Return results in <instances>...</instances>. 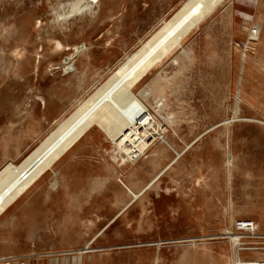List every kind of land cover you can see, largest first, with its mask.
Instances as JSON below:
<instances>
[{
  "label": "crops",
  "instance_id": "obj_1",
  "mask_svg": "<svg viewBox=\"0 0 264 264\" xmlns=\"http://www.w3.org/2000/svg\"><path fill=\"white\" fill-rule=\"evenodd\" d=\"M223 2L218 16L214 10L193 31L195 53L185 47L190 55L179 53L151 82L162 90L152 96L173 116L163 140L134 163H119L105 131L88 127L51 165V176L46 170L0 213V256L20 250L0 264H82L90 257H60L57 239L44 243L45 208L53 237L89 234L84 242L97 248L89 253L110 248L95 245L109 232L165 240L151 246L147 264H231L226 240L182 239L218 234L237 218L253 220L264 238V0ZM245 42L253 48L244 50ZM35 98L0 97V169L21 160L61 116ZM146 218L148 229L135 226ZM71 241L62 247H75Z\"/></svg>",
  "mask_w": 264,
  "mask_h": 264
},
{
  "label": "rangeland",
  "instance_id": "obj_2",
  "mask_svg": "<svg viewBox=\"0 0 264 264\" xmlns=\"http://www.w3.org/2000/svg\"><path fill=\"white\" fill-rule=\"evenodd\" d=\"M71 1L0 0L1 98L27 97L31 103H34L35 96H42L45 99L46 111L55 114L56 109H60L61 118L72 110L89 90L102 81L126 55L133 52L158 28L161 21L167 18L183 0H97L91 11L72 13L68 9ZM216 8L214 16L219 15L218 10L221 7ZM189 35L182 48H192L195 53L199 48L195 38L196 31ZM248 39L252 43L254 38ZM56 42L60 43L58 50L55 48ZM243 46L247 51L253 48L250 44L246 46V42ZM76 48L77 50L74 51ZM174 51L156 63L133 88L138 95H146L148 91L150 92L146 95L145 102L150 113L159 117L165 129L169 127L173 116L171 113H165L163 108L157 110L155 103L158 97H153L150 89L151 82L156 76L160 79L164 77L163 67L165 65L169 67L172 64L170 60L179 56V52ZM67 57L71 68L69 71H64L63 61ZM199 58L206 60L204 57ZM153 84L156 85V90L158 83L153 82ZM155 142L147 147L143 156ZM118 162L128 163L119 159ZM51 167L44 173L45 176H51ZM131 220L135 219L130 218L125 224ZM242 220L253 221L237 218L218 234L182 240L224 239L231 248V264L264 260L263 235L257 231L255 235L249 232L246 234L238 225ZM52 221L50 211L45 208L44 243L52 244L57 242L55 240L57 239L59 250L63 251L59 254L60 257L70 258L78 254H85L82 256L91 254L90 257L82 260V264H147L155 253L151 246L165 243V240H151L149 232H109L103 234L95 245L110 248L98 253H89L97 249L94 244L88 243L89 240L87 244L84 242L89 234L60 233L59 238L53 237L54 234L50 231ZM149 223L148 218L143 219L140 224L136 220L135 226L148 229ZM13 231L14 235H20L18 224ZM67 239L72 240L75 247L63 248L62 246L67 245ZM4 247L0 245V251L4 250ZM47 250L45 245V252ZM11 251L15 254L20 250L12 246ZM160 252L162 253L163 250ZM243 252H260L263 256L245 257L242 256ZM14 254L1 255L0 259L10 260L15 256Z\"/></svg>",
  "mask_w": 264,
  "mask_h": 264
},
{
  "label": "bare ground",
  "instance_id": "obj_3",
  "mask_svg": "<svg viewBox=\"0 0 264 264\" xmlns=\"http://www.w3.org/2000/svg\"><path fill=\"white\" fill-rule=\"evenodd\" d=\"M223 1L225 0H183L161 21L158 28L89 90L72 110L55 121L43 138L18 163L5 164L0 169V213L49 169L66 147L91 125L100 126L108 135L114 159L134 163L138 159L134 158L137 150L132 151L130 146L123 142L128 140L136 143L134 137L138 127L146 121H151L153 115L145 102V97L150 92L146 95L136 94L133 91L136 82L172 51L190 55V50L182 48L187 36L202 18L209 16ZM96 2L97 0H72L68 9L71 13L91 11ZM59 46L60 43L56 42L57 50ZM76 50L77 48L74 49ZM63 62V70L67 71V68L71 67L69 57ZM170 62L176 65L179 57H173ZM150 90L151 95L162 91L159 88L155 90L153 83ZM157 97L155 106L160 111L163 98L160 95ZM152 120L158 124L162 123L157 116ZM11 218L15 217L11 215Z\"/></svg>",
  "mask_w": 264,
  "mask_h": 264
},
{
  "label": "built area",
  "instance_id": "obj_4",
  "mask_svg": "<svg viewBox=\"0 0 264 264\" xmlns=\"http://www.w3.org/2000/svg\"><path fill=\"white\" fill-rule=\"evenodd\" d=\"M154 117V114L151 115V121H146L138 127V130L136 131V136L134 137L136 143H133L128 140H125L123 142L126 145L130 146L132 151L137 150V154L134 157L136 159L144 155L147 147L151 143L163 139L162 131L165 129V125L162 123L158 124L156 123V121H153L152 118ZM238 225L241 229L245 231L246 234L249 232L255 235L256 227L254 228L255 224L253 221L242 220L238 222ZM245 264H264V260H249L245 262Z\"/></svg>",
  "mask_w": 264,
  "mask_h": 264
}]
</instances>
